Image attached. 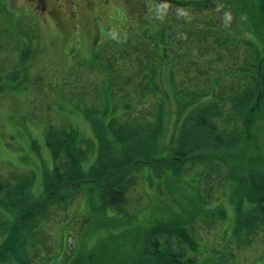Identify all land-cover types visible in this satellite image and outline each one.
<instances>
[{"label":"rangeland","instance_id":"rangeland-1","mask_svg":"<svg viewBox=\"0 0 264 264\" xmlns=\"http://www.w3.org/2000/svg\"><path fill=\"white\" fill-rule=\"evenodd\" d=\"M51 1L72 9L73 22L65 29L45 19L29 0H0L6 49L0 70L5 73L15 66L21 70L16 79H5L6 87L0 92V250L21 226L14 252L9 249L0 264H68L77 256L89 264L92 252L99 261L106 253L105 260L111 264H132L133 255L143 247L144 240L137 242L142 229L157 218L190 212L197 205L206 209V218L216 209H223L226 216L204 220L194 229L199 239L204 235L206 249L212 248L200 264H264L262 233L250 242L234 237L235 188L241 171L232 168L234 161L245 166L252 156L264 157V111L257 112L253 124L248 121L252 128L248 136V127L245 131L243 126L247 112L232 109L229 100L237 89L257 80L256 53L264 58L258 0H73L70 5L72 0ZM145 25L151 28L143 30ZM162 27L166 28L159 33ZM25 47L30 53L22 66L20 54ZM144 47L163 84L156 86L148 102L140 99L132 82L136 73L140 86L148 80L144 77L149 73L138 66ZM175 73L181 74V81ZM190 84L203 86V96L196 95L197 88L192 95L187 93ZM260 84L264 87L263 75ZM180 87L184 98L178 93ZM209 100L225 112V127L240 121L243 156L232 147H205L191 166L178 172L160 168L161 163L144 165L136 184L135 178L127 183L126 202L110 211L111 221V215L98 211L100 188L92 184H84L83 191L73 192L66 202L52 199L43 207L46 177L55 165L46 142L51 124L74 125L83 135L93 136L86 112L92 109L106 118L114 109L122 116L119 122L130 124L137 133L152 127L161 135V144L170 140L173 146L178 144L177 136L186 132L185 118ZM159 104L172 117L166 125L158 122L155 107ZM226 153L232 154L228 163L220 158ZM99 154L93 149L87 161ZM152 154V160L163 156ZM26 183L28 187L19 190ZM17 191H25L28 201L21 209L10 202L22 196ZM30 206L34 214L24 221L22 213ZM133 219L140 224L127 226Z\"/></svg>","mask_w":264,"mask_h":264},{"label":"trees","instance_id":"trees-1","mask_svg":"<svg viewBox=\"0 0 264 264\" xmlns=\"http://www.w3.org/2000/svg\"><path fill=\"white\" fill-rule=\"evenodd\" d=\"M257 9L261 22L264 23V0H258ZM25 13L30 17L32 16L31 11H25ZM147 23L152 25L151 22ZM150 28L148 25H145V28L142 29L148 30ZM165 28H160L159 33ZM263 30L264 28L261 31L263 32ZM151 34L158 35L154 31ZM2 35L3 30L0 27V61H2L1 54L6 50L2 45ZM29 53L30 49L28 47L22 50L20 54L22 66L26 64L25 62L29 57ZM256 58L258 60L257 80L253 78L252 81L244 84V86L240 87L241 89L239 88L240 92L237 89L235 95L229 99L232 109L235 108L239 112L243 110L247 112L248 117L247 120H244L243 126L245 127V131L248 127V136L252 129L248 125V121L253 124V118L255 119V115L258 114L257 112L261 109L264 111V87L260 84V78L262 75L264 76V69L262 67L264 58L259 57L257 53ZM149 60L150 56L146 48L144 52L140 50V63L138 66L140 69H146L145 72L149 73L144 77L148 78V80H143L140 86L136 73L132 81L134 83L133 87L139 89L136 94L140 93V99L146 102L153 100L154 93L157 92L156 86L160 87L163 85L155 74L158 69ZM6 65L8 70L10 64ZM0 69H3V66H0ZM164 69L159 71L160 75ZM243 71L248 72L249 69L243 68ZM19 74H21V70L17 69L16 66L5 73L0 70V92L4 91L6 87L4 83L5 79H16ZM175 75L180 81L182 80L181 74L175 73ZM249 84L251 85L247 87ZM252 85L255 90H252ZM186 88L189 90L187 93H191V95L194 93L193 89L197 88L196 95L203 96L202 90L204 87L201 85L193 86L190 84ZM178 93L183 98L186 95L182 87L179 88ZM155 108V113L157 111L159 113L157 116L158 122L166 125L168 120H171V115L165 114L164 105L159 104ZM195 108L191 115L185 118L187 120L184 119L185 123L182 128L186 132L181 137L177 136L178 144H173V146L170 140L166 144H161V135L159 138L152 127L142 133H137L135 129L130 128V124L119 122L118 120L122 116L114 109H112V114L107 115L106 118L100 114H96L92 109L86 112L85 118L91 122L93 136L83 135L79 131V128L74 125L59 127L58 125L51 124L47 129L46 142L52 152L55 165L54 171L50 176L46 177V197L42 203H45L43 207L52 199L66 202L70 199L73 192L78 193L83 191L84 184H92L94 185L92 188H95V186L100 188V200L96 198L97 204H99L98 211L111 215L109 218L111 221L114 215L110 211L113 208L121 207L126 202V198L128 197L127 183L131 178H135L136 184V178L141 176L139 174H141L144 165L151 164L152 162L161 163L159 165L160 168L165 167L178 172L179 169H185L186 165L191 166L193 163L192 159L196 160L198 158L197 155L200 157L198 152L205 147H219L221 149L232 147L233 151L240 152L241 156L244 155L241 141L242 139L245 141V138L244 134H242V129L239 130L240 121L235 126L229 125L225 127L226 122L223 115L225 112L221 110L219 103L212 100ZM226 113L228 114V111ZM146 119L151 120L149 117ZM235 129L239 131L235 132ZM161 130L160 127L159 134ZM87 139L91 142H86ZM95 139L97 140L95 141ZM185 143H188L189 147H185ZM93 149L100 152V154L94 161L90 159L87 161V156H89V153ZM152 152L163 153V156L152 160L154 159ZM191 155L192 157H190ZM210 155L209 158L211 157ZM231 156L232 154L226 153L220 156V158L228 163L232 160ZM263 158V156H260L259 159L252 156L244 162L247 163L245 166L241 162L234 161L232 163L233 169L241 171L238 176L237 187L235 188L237 199L234 201L236 203L234 237L237 240H242L243 237L250 242L258 234L262 233L264 235ZM159 180L161 181V178ZM28 185L29 183H26L19 190H25ZM89 190L84 192H88ZM11 194L13 195L12 192ZM19 194L22 196L10 199V202L16 208L21 209V206L25 205V202L28 201L25 191H17L16 195ZM32 204H35L34 207L39 206L36 201ZM34 207L30 206L27 212H23L21 219L24 221L26 219L30 220L34 214ZM205 210L197 205L190 212H175L170 216L157 218L150 226L142 229V233L140 234L139 232L137 242H143L144 240L143 247H139L140 251L133 255L135 259L132 264H200V258L201 261L206 260L209 256L206 252L209 253L212 248L207 247L206 249L204 235L199 239L194 229L198 225H202V221L204 220H207V222L215 221L219 217L224 219L226 216L223 209H216L215 214L213 213V215L206 218L204 216ZM132 223L140 224L136 219H133L132 222H128L129 225L127 226H130ZM20 229L21 226H18L7 243H4V251L0 250L1 260L5 259V255L9 249L11 251L15 250L14 244L19 240L18 233ZM199 253L205 256L202 258ZM94 255L93 252L90 253L89 264H111V260H105L108 257L106 253L102 255L103 257H100V261ZM128 263H131V261ZM68 264L85 263L81 260L80 256H77L75 259L68 261Z\"/></svg>","mask_w":264,"mask_h":264},{"label":"flooded vegetation","instance_id":"flooded-vegetation-1","mask_svg":"<svg viewBox=\"0 0 264 264\" xmlns=\"http://www.w3.org/2000/svg\"><path fill=\"white\" fill-rule=\"evenodd\" d=\"M33 4V8L39 10L45 19L53 20L54 24L62 29H65L67 25L73 22V12L69 11L72 9H66L62 7L60 3H54L51 0H29ZM51 5H50V3ZM74 3L73 0L67 5ZM51 6V7H49ZM70 7V6H69Z\"/></svg>","mask_w":264,"mask_h":264}]
</instances>
